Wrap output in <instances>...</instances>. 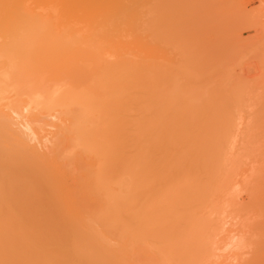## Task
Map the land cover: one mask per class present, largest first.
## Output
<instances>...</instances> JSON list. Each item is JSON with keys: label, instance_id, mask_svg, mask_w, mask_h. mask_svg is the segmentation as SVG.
<instances>
[{"label": "bare ground", "instance_id": "6f19581e", "mask_svg": "<svg viewBox=\"0 0 264 264\" xmlns=\"http://www.w3.org/2000/svg\"><path fill=\"white\" fill-rule=\"evenodd\" d=\"M131 1L124 0L121 7L120 0H0V118L5 133L0 142V264H157L158 254L156 262L178 264L193 239L187 234V246L182 245L184 232L193 235L200 228L189 220L181 228L179 221L193 219L190 216L200 213L204 202L211 204L203 210L222 208L230 214L241 208L247 180L242 178L246 182L239 185L242 165L232 166L235 158L230 148L224 150L228 130L223 136L227 141L221 138L223 149L207 147L213 143L208 140L211 130L223 124V119H215L212 97L229 99L231 94L213 95L218 92L213 87L212 95L209 90L205 96L195 83L196 72L198 77L188 73L192 80L183 78L180 85L186 88L180 87L184 73L179 72L192 65L174 70L181 64L173 59L169 65L165 56L160 60L153 53L157 46L132 52L137 27L141 29L147 16ZM198 88L204 92L199 97ZM199 98L207 110L199 103L197 107ZM233 121L224 122L230 130L240 123ZM197 124L205 129L199 131ZM256 197L251 200L254 207L264 209V197ZM164 234L171 242L162 241L170 249L155 239ZM196 235L195 242L201 238ZM256 246L252 252L264 249L260 242ZM150 248L156 249V257ZM255 252L258 256L252 253L251 262H263V255ZM243 259L239 264L250 263Z\"/></svg>", "mask_w": 264, "mask_h": 264}, {"label": "rangeland", "instance_id": "374dc122", "mask_svg": "<svg viewBox=\"0 0 264 264\" xmlns=\"http://www.w3.org/2000/svg\"><path fill=\"white\" fill-rule=\"evenodd\" d=\"M127 1H130V0H127ZM133 1H131V2H133V4L135 3V8L138 10L141 9V10L145 11L147 17H145L146 22L141 25V27H140L141 29H139V27H137V32L135 35L136 43L142 39H143V42L137 43V44L135 43V47L132 46L133 47L132 52L135 53V51H138L139 48L141 49V50L140 49L139 50L142 52V50L145 47H147V45L149 44L148 45L149 47L157 46V48H156L157 50L155 49L156 51L153 50L152 48H151V50H153L154 54L157 53V55L159 57L161 56L160 60L164 59L166 57V59L169 60V65L170 64L173 65V62H172L173 59H174V63L178 64V62H179V64H181V65L177 66V67H179V69L178 68L174 69L176 71L180 70V67H182V64L184 65L183 69H184V67H186L185 64H187V63L189 65L191 64L192 67H190L188 69L187 67L189 65L187 64L188 65L186 67L187 70L186 69L184 70L187 73V77H186V73L184 71L179 72V73H184V75H182V76L179 73H177L181 76L179 86L180 87L183 86V85H180L181 80L183 78H184V80L187 78H190L192 80V77L194 76V74L196 72L199 77L197 76V74H195V75H196V77L199 78L198 79L199 81H198V83H197V81L195 83L198 84L199 86H201V88H203L201 90L206 91V93H204L203 91H201L198 88L199 90H196L198 97H199V94H198L199 92H200V94H202L201 92H203L204 94H206L205 96H207V93H208L207 91H209L210 89L212 90L213 87L215 88L214 90L218 91L215 94L213 93V95H216L217 93L220 95L221 92H219V91H222L223 95H225V94L229 95V93L231 94V95H229V97L231 96L229 99L226 98L227 95L224 96V99H226V100H224L223 97L222 98L218 97L217 95H216L217 99L215 96H213L215 98L212 97V100L214 99L213 104H215V115H214V112H213V115L215 116L216 121L217 120L220 121V119L221 120L223 119L222 120L223 122H221V121L220 122L223 123L224 125L223 124L220 125V123H219V125L222 127V128L221 127L217 128V130H219L220 128H221L220 130H222L219 132L220 133L219 134L216 130L218 123L216 121H215V123L213 122V126H216L215 127L216 131L214 132V130L213 131L211 130V133H210L211 138H209V139L206 138L209 140V142H211V140L213 139V141H212L213 143L211 142L212 144H208L207 147L210 149H212V148L214 149L213 146H216L215 150H217V151L221 150V148L223 149L224 146H225L224 147L225 151L228 148H230L231 150L228 149L227 151H229V152L231 151V159L235 158V159H232L233 161H231L232 166H236V168H237V165H242V168H243L242 171L244 172V173L243 172L241 173V178L239 177L237 181H240L239 185H241V182L244 181V179H242V178H246L245 180H247V182L246 181H244V182H246L248 185V187H247V185L244 183L245 188H247V189H245V190H247V192H245L244 194L241 195V196H243L240 198L241 203H240V201H238L241 205V208L244 207L247 210L242 209L243 210L242 211V210H240L241 209L240 208V209L234 211L235 213L232 210V213H230L231 214L230 215L228 210L225 211L222 208L221 209L207 208L208 209L207 210L204 207V209H206L208 211L207 212L206 210H203V206H205L207 204H208L207 206H209L211 203L209 204V202H206V204H205V202H204V205H203V203H201L202 209L200 210V208H199V210H198V211H200V213L196 212L198 214L197 215H196V213L194 214L198 219L197 218L195 219L194 218L195 216L192 215L190 217L193 218L194 220L190 219L189 217L188 218L184 217V218H187V219H184V221L178 220L179 223L181 222V224L183 222L181 228H183V225L189 224L188 223L189 221H192V223L194 222V224L196 221V225H200L199 226L200 228H198L197 232L193 233V235H190L192 233L184 232L182 238L183 237L189 238L191 236L189 238V240L192 239V237H193V239H195L194 236L196 234H198V235H196V237L200 236L201 238L199 239V241L197 240L198 242L196 241L197 244L198 243L200 244V242L202 241L203 243H205V245L202 243L199 246V244L197 245L196 242L192 239L193 241L192 240L190 241L191 244L188 242V244H187L188 246H187L186 245L187 239L186 238H183V240L181 239L180 243H182V245L185 243V245L187 246V247H184L185 245L182 246V247L186 248L185 250H184V248L182 249V251L183 250L186 251L185 252L186 255L183 254V256H182L181 254H179L182 257L179 256V259H181V261L179 262V259L177 258L178 259L177 262H178V264H181L182 261L185 262L184 264H187L188 262H190L191 264H192V262H193V264L194 263L195 264H198V263L199 264H201V263L202 264H215V263L219 264L220 262H222L220 264H235L237 262L239 264V261H241L240 260L241 258L243 259V257H244V259L246 260V258L250 257L249 258L250 260H248V261L246 260V262H245V260L243 259L242 261H244V263L250 262L248 264H253V262L255 260L254 261L252 260V262H251V256L253 258L252 253L257 254V252H255V251H258V253H259L260 252L259 250L262 248H260L259 250L257 249L253 252H252V250L254 249V247H257L256 245L258 242H260V244L261 243L264 244V240L262 239V238H264V235H263V237L261 236L262 238L260 237L262 232L264 233V231H262V229L264 228V209L263 208L258 209L260 206H258V208H256L257 204L253 205L255 202L253 203L251 201L254 199L253 197H256V194L258 197L257 200H259V198L261 199L262 197H264V196L259 197L260 195H264V0H133ZM120 3H121V7H122L124 0H120ZM183 6H185V8ZM165 8L167 11H164ZM184 9H186V11H187L186 13H188L189 16L186 17V13H184V11H185ZM145 12H144V14H145ZM190 15H192V16H190ZM184 17L188 18V20L185 19ZM137 24H138L137 26H140L139 23H137ZM160 40H161V42H160ZM151 42H153V43L150 44ZM162 43H163V45H162ZM134 48H135V51H134ZM136 53L139 54V51ZM150 55H152V54H150ZM163 56H165V57L163 58ZM155 57L156 56L154 55L153 58H155ZM169 57H170V59H169ZM171 57H172V59H171ZM183 57H184V59L181 60V58H183ZM155 60H157V59H155ZM155 60H154V62H155ZM168 60H167V62H168ZM183 61H185V62H183ZM157 63H159V62L157 61ZM169 65H167V66H169ZM163 67H164V65L161 68H163ZM152 68L154 70V64H153ZM168 68L170 70L172 67L170 66ZM191 71H193V72H191ZM172 73L174 74L173 71H172ZM188 73H191L193 76H189L190 74H188ZM178 76L175 75L176 78ZM175 77L173 79L175 81L179 82L178 79H175ZM184 80L182 83H184ZM169 81L171 82L172 80H169ZM186 81H185V83H188L190 80L188 82H186ZM192 83L190 84L191 86H189V87H192ZM195 83H194V87L197 88ZM175 84H178V83L175 82ZM175 84H173V85H175ZM186 85H188V84H186ZM176 86H178V85H176ZM183 87H185V85ZM212 91H211V95H212ZM203 95H200V96L204 97ZM220 98H221V100H220ZM204 100H207V98L204 97ZM208 100H210V99H208ZM203 102H204L203 98H199L197 101V104L199 103L200 106L206 108L207 104L203 103ZM199 104L197 105L198 108L200 107ZM208 104H212V102H208ZM222 104H223V107H221ZM208 109H210V108H208ZM204 110L202 109L201 111L204 112ZM206 110H207V108H206ZM196 111H197V109H196ZM203 112L201 114H203ZM208 112H209V110H208ZM181 113H182V111H181ZM205 113H206V111H205ZM207 113L205 115H207V117H210V115H209L210 113H208V114ZM198 114H200V113H197L196 116ZM227 114H229V116H227ZM194 115H195V113H194ZM194 115L192 117H194ZM184 116H186V115L184 114ZM184 116H183V118H185ZM196 116H195V118H197ZM201 117L198 119H201ZM211 117H213V116L211 115ZM231 117L233 118V120L235 122L238 121L240 123H237V126L235 125L236 129H234L235 128L234 126L233 127L231 126L234 124H231L230 125L231 130H230V127H227V125H229L227 123H229V122L232 123L233 120L230 121V119H229ZM188 118H189V116H188ZM227 119H228V122L226 121L227 122L226 123L224 120H227ZM0 120H1L0 121V124H1L0 125V142L2 143V141H4L3 138L5 137V133L3 132L4 131V124L1 123L3 121V119L0 118ZM206 120L207 119H205V121ZM209 120H210V118H209ZM187 121H189V120H187ZM193 121L195 122L194 119H193ZM210 121H211L210 123L208 122L210 124V126L207 125L209 127H211V125H212L211 123L214 120L212 119ZM200 124L203 125L204 127H206L205 126L206 123H204L205 125L202 123H200ZM200 124L199 125L197 124L196 127L199 131H202L205 128L202 129V126ZM209 127L207 128L208 130H209ZM211 128L213 129V127H211ZM223 128L224 129L226 128V129L224 130ZM227 130H228V135L226 134ZM224 132H225V135L230 136V137L226 136L227 137L226 139H228L230 141V142L228 141V143H231L232 147H231V145H229L226 142L227 141L226 139L224 140V138H225V137H223V136H225ZM229 133H231V134H229ZM219 135H221V136L219 137ZM215 136L216 137L218 136L217 139L219 138V140H217L215 138ZM207 137H210V136H207ZM214 138L216 140H214ZM221 138H223V142L224 141L226 142L225 145H224L225 142L222 143ZM1 139H2V141H1ZM205 141H207V140H204V142ZM214 141L215 142L221 141V142L214 143ZM209 142H205V143H209ZM209 145L210 146L212 145V148ZM219 146H221V147L218 149ZM234 160H235V162H234ZM240 160H241V162H240ZM234 168L235 167H233V169ZM242 168H240V170ZM238 171H237V173H238ZM245 173L247 174V176ZM239 174L240 173H238L235 176L234 172H233L235 179L237 178V176H239ZM243 174H245L246 177H244V176L242 177ZM245 190H243V191H245ZM242 199H244V201ZM246 201H248V202H246ZM245 202L251 210H248L249 208L246 207L247 205H245ZM242 203L244 204V206L242 205ZM240 205H239V207H240ZM254 206H256V207H254ZM222 210H223V212H222ZM245 210L247 211L245 214L246 216L244 215ZM215 212H216V214H215ZM204 213H206L207 215H205ZM217 213H219V214H217ZM240 213H243V214L240 215ZM234 214L237 217L233 216ZM216 215H217V217H216ZM239 215H240V217H238ZM243 215H244V217H243ZM213 216H215V219ZM220 216H221V218H220ZM207 217L208 218L210 217V219H208ZM232 217H235L236 219L232 218ZM180 220H183V219H180ZM214 220H215V222H214ZM246 222H248V223H246ZM250 222H253V223L251 224ZM209 223H210V225L212 223H214V224L212 227H210ZM206 225H207V228H206ZM248 225H251L249 229H252L253 232H252V230L250 231L248 229ZM253 225H255V227H252ZM215 226H217L218 228ZM208 227H210V229H212L213 231H211V230L209 231ZM241 227H243V228H241ZM201 228H203V229H201ZM240 229H242V230H240ZM256 229H258V230L255 231ZM199 230H201V231H199ZM202 231H204V232H202ZM240 231H242V232H240ZM245 231H248V232H245ZM206 232L209 234H207ZM211 232H213V234ZM215 232L216 233L219 232L220 234L218 233L219 234L218 235ZM249 232H252L250 234V236L251 235L253 236L254 233L255 234L257 233V234L254 235L253 237L249 236V238H250L249 239V238H246L248 236L246 234ZM161 234H163V233H161ZM172 234H175V233H172ZM187 234L189 235V237ZM204 234L205 235L207 234V235L203 236ZM166 235L164 234V237L163 236L161 237V235H157L155 237V239L158 242L160 241L159 243L161 245L165 246L167 244V242L165 243L162 240H164V239L167 240ZM233 235H235L236 237L235 236L233 237ZM245 235H246V237L244 238ZM213 236H215V237H213ZM255 236H256V238H255ZM239 237H240V239H239ZM170 238H171V236H170ZM177 238H179V240H180V236ZM213 238H214V240H213ZM218 238L220 241H218ZM232 238H233V241H232ZM244 240H245V242H244ZM253 240H255L256 245L254 243H252ZM169 241H168L167 245H169ZM182 241H185V242H182ZM213 241L215 243H213ZM246 241H247V243H246ZM194 242L196 245L195 244L193 245ZM217 242H218V244H216ZM219 242H220V244H219ZM242 242H243V244L244 243H246V244L250 243L249 244L250 246L247 247L246 244H244V245L241 244ZM180 243H178V244H180ZM210 244H212V245L209 248L208 245H210ZM226 244L229 246L227 247ZM234 244H236V245H234ZM237 245H238V247H237ZM171 246H173V245H171ZM191 246H193V247H191ZM244 246H245V248L247 247V250L244 248ZM260 246H263V245H260ZM165 247L170 249L169 248L170 246L169 247L165 246ZM180 247L181 246H179V248ZM194 247H195V250L198 249L199 247H200V249H198L197 251L194 250V252H191V251H193ZM214 247H217L216 250L215 249L212 250V248H214ZM242 247H243V249H242ZM153 248H155V247L153 246ZM161 248L162 247H160L158 249V247H157V249L159 251ZM187 249H189V251ZM239 249H240V251L242 250L241 253H240V251H239V253L237 252V250H239ZM151 250H149V251H151ZM154 250H155V253H154ZM177 250H178V248L175 251H177ZM245 250L247 251V253ZM248 250L249 251L251 250L252 253L248 252ZM262 250H264V249H262ZM162 251H164V250H162ZM209 251H211V252H209ZM231 251H232V253H231ZM168 252H169V250H168ZM215 252H217V253L215 254ZM219 252H221V254L223 252V254L221 255ZM233 252L235 254H233ZM177 253H180V252H177ZM189 253H190V255H189ZM192 253H193V255H191ZM199 253H201V255H199ZM260 253L262 254V252H260ZM157 254L158 253L156 252V249H153L151 252V255L156 257ZM162 254L164 255V257L166 256V252H162ZM210 254H212V255H210ZM230 254H232V255H230ZM240 254H241V256L239 257ZM148 255H150V252L147 253V256ZM205 255L207 256L208 259L214 258L215 261L211 260V259H209V260H211L209 262L205 261L207 259V258L206 259L203 258ZM262 255H263L262 257H264V251H263ZM172 256H174V254ZM197 256H198V258H197ZM256 256H258V254ZM157 257L159 259L160 255L158 254ZM176 257H178V255ZM183 257H184V259H182ZM185 257L188 258L186 260L187 262L185 261V259H186ZM223 257L226 259H224ZM234 257H235V259H234ZM168 258L167 259L165 258V260H167L169 262L170 258L169 259ZM237 258H240V259L237 260ZM150 259H153V258L151 257ZM158 259H156V260H158ZM200 259H201V261H200ZM255 259H256V257H255ZM262 259L263 258H261L260 260H262ZM156 260H155V263L160 264V262L159 261L156 262ZM160 260H161V258H160ZM165 260H164V262H165ZM190 260H192V262ZM257 260L258 259H256L255 262H257ZM161 261H163V260H161ZM204 261L208 262V263H205ZM263 262L259 261L256 264H264ZM152 263H153V261H152ZM241 264H243V263L241 262Z\"/></svg>", "mask_w": 264, "mask_h": 264}]
</instances>
